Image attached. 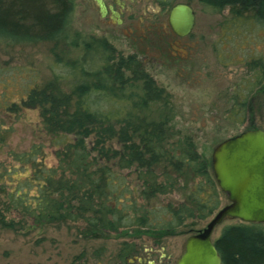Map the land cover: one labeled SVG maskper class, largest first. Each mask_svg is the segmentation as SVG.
<instances>
[{
	"label": "trees",
	"instance_id": "obj_1",
	"mask_svg": "<svg viewBox=\"0 0 264 264\" xmlns=\"http://www.w3.org/2000/svg\"><path fill=\"white\" fill-rule=\"evenodd\" d=\"M197 1L212 11L227 8L231 24L245 21L264 29V0ZM74 5L75 0H0V42L61 45L56 62L74 80L64 89L54 75L5 106L10 112L37 109L40 131L55 146V163L43 162L41 144L10 152L19 166L1 172L0 180L13 179L15 172L23 176L7 190L10 182L0 184V226L71 223L82 238L131 229L159 240L187 220L205 219L224 196L210 164L190 135L143 113L167 94L134 55L123 56L105 38L74 30ZM67 47L82 53L66 58ZM248 64L251 85L233 94L229 110L237 121L247 116L251 94L264 79V58ZM260 105L264 110V97ZM6 133L0 126V142ZM173 193L180 199H170ZM214 245L221 264H264V224H225ZM136 250V243L124 242L117 260L125 263Z\"/></svg>",
	"mask_w": 264,
	"mask_h": 264
},
{
	"label": "rangeland",
	"instance_id": "obj_2",
	"mask_svg": "<svg viewBox=\"0 0 264 264\" xmlns=\"http://www.w3.org/2000/svg\"><path fill=\"white\" fill-rule=\"evenodd\" d=\"M124 2L121 22L113 24L100 18L89 1L75 0L71 25L87 37L105 38L123 56L134 55L141 62L155 87L167 94L163 102H149L143 111L146 116L166 119L164 126L190 135L197 152L209 164L212 148L222 139L244 129H264V110L260 105L264 79L251 94L244 120L237 121L229 111L233 94L251 85L253 71L248 62L264 58V29L249 27L245 21L231 24L227 8L212 11L197 0H172L189 4L194 10L191 32L178 37L170 32L166 21L170 4L160 5L158 0ZM62 48H55L50 42H0V126L7 129L0 142V173L10 170L11 165L19 166L10 152H22L31 144L42 145L46 165L55 163V146L40 131L37 109L10 112L5 106L18 101L27 87L40 85L54 75L60 76L64 89L73 83L71 75L65 74L56 62L55 54H61ZM66 49V58L75 59L82 53L79 48ZM11 176L13 179L0 180V184L10 182L5 184L6 190L23 174L15 172ZM169 198L177 201L180 196L173 193ZM226 203L225 195L220 196L218 208ZM2 210L0 204V213ZM212 213L203 220H187L157 244H153L155 238L131 229L121 234L82 238L71 223L33 225L28 221L0 226V264H139L134 259L125 263L117 260L116 254L124 242L136 243L137 256H147L155 264H172L186 236L202 228ZM234 222L237 220L223 219L211 237L215 239L223 225ZM149 248L155 251L146 255L145 249ZM161 248L165 253L162 258L158 252Z\"/></svg>",
	"mask_w": 264,
	"mask_h": 264
},
{
	"label": "water",
	"instance_id": "obj_3",
	"mask_svg": "<svg viewBox=\"0 0 264 264\" xmlns=\"http://www.w3.org/2000/svg\"><path fill=\"white\" fill-rule=\"evenodd\" d=\"M94 2L103 16V1ZM167 24L174 35H188L194 25L193 8L186 3H174L167 12ZM210 167L227 203L217 208L202 228L186 236L174 264H221L211 235L223 219L264 224V129H244L216 143Z\"/></svg>",
	"mask_w": 264,
	"mask_h": 264
},
{
	"label": "flooded vegetation",
	"instance_id": "obj_4",
	"mask_svg": "<svg viewBox=\"0 0 264 264\" xmlns=\"http://www.w3.org/2000/svg\"><path fill=\"white\" fill-rule=\"evenodd\" d=\"M87 1H89V3H91L93 5V7L96 9V12H97L98 16L100 18H102L103 20H105V21H107L109 23H113V24H119L121 22V18L120 17L122 15L124 7H125L124 0H102L104 5H105V8H106V11H105L103 16H100L94 0H87ZM126 1L129 4H132V2H133V0H126ZM169 2H171V5L174 4V2L172 3V0H158V4L165 5V6L168 5ZM170 6H169V8H170ZM166 21H167V17H166ZM168 28H169V26H168ZM169 30H170V28H169ZM170 32L172 33L171 30H170ZM157 242L159 243L160 239L153 241V244H157ZM183 244H184V240L182 242L181 251L183 250ZM145 250H147V254L146 255H150L151 252L155 251V250H152L151 248L145 249ZM120 251L123 252V249H121ZM181 251H180V253H181ZM158 252H159V255H160L161 258L165 256V253L163 252L162 248L160 250H158ZM146 258H147V256H144V257L137 256V250H136L133 253H131L128 257H126L125 261L127 262L130 259L131 260L134 259L139 264H141V263L155 264L153 259L147 260ZM176 259L177 258H175V260L173 261L172 264L175 263ZM156 264H158V263H156Z\"/></svg>",
	"mask_w": 264,
	"mask_h": 264
}]
</instances>
